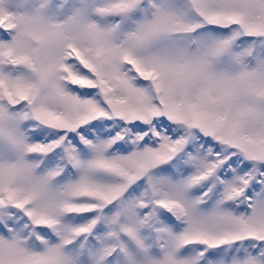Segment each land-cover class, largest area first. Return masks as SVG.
I'll return each instance as SVG.
<instances>
[{
    "label": "snow or ice",
    "instance_id": "6c2138e0",
    "mask_svg": "<svg viewBox=\"0 0 264 264\" xmlns=\"http://www.w3.org/2000/svg\"><path fill=\"white\" fill-rule=\"evenodd\" d=\"M0 264H264V0H0Z\"/></svg>",
    "mask_w": 264,
    "mask_h": 264
}]
</instances>
